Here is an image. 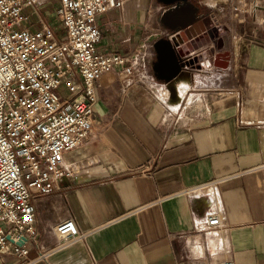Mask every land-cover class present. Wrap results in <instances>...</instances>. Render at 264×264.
<instances>
[{"label":"crops","instance_id":"1","mask_svg":"<svg viewBox=\"0 0 264 264\" xmlns=\"http://www.w3.org/2000/svg\"><path fill=\"white\" fill-rule=\"evenodd\" d=\"M45 1L55 12L58 1ZM178 4L196 19L184 21L196 46L182 58L172 42L181 28L162 21ZM39 5L26 9L37 14ZM260 16L229 23L206 0H124L97 17L98 52H139L158 93L140 83L124 88L116 71L97 81L92 136L65 156L71 176L33 199L45 253L36 258L30 246L33 264H264ZM220 36L224 46L229 42L222 50L229 53L227 70L214 67ZM192 40L176 39L178 47ZM210 214L219 216V228L200 230ZM67 219L82 236L62 243L54 227ZM197 238L203 251L193 246Z\"/></svg>","mask_w":264,"mask_h":264},{"label":"built area","instance_id":"2","mask_svg":"<svg viewBox=\"0 0 264 264\" xmlns=\"http://www.w3.org/2000/svg\"><path fill=\"white\" fill-rule=\"evenodd\" d=\"M57 1L55 17L64 39L43 20L39 28L23 26L29 19L24 10L36 8L38 0H0V264H33L45 255L38 245L33 199L71 176L65 156L92 136L100 77L116 71L124 88L140 83L158 91L139 52H98L97 17L121 9L124 0ZM206 1L229 23L245 15L258 19L264 11V0ZM259 22L264 24V16ZM194 36L186 29L172 33L179 42ZM220 224L219 216L210 214L199 229L214 231ZM54 232L62 243L82 236L72 219L58 223ZM30 246L37 249L35 259L28 258Z\"/></svg>","mask_w":264,"mask_h":264},{"label":"water","instance_id":"3","mask_svg":"<svg viewBox=\"0 0 264 264\" xmlns=\"http://www.w3.org/2000/svg\"><path fill=\"white\" fill-rule=\"evenodd\" d=\"M166 3H170L176 0H163ZM189 7L186 4H178L171 10H166L163 14L162 21L165 22L167 25L172 27H179L181 29L186 27V23H195L196 19L191 16V15H186L187 12H189ZM170 18H175L177 19V23L173 24L168 22ZM185 18V19H184ZM186 20V21H185ZM185 21V22H184ZM198 24H200L201 29L203 32H206V26L204 25L203 21L198 20ZM173 44L176 46V55L177 57H185L186 55H189L191 52H194L195 46H196V40H192L190 43L186 45H182L181 47H178V43L176 42L175 39L172 38ZM224 46V42L219 38L217 40V49L218 53L215 56L214 59V67L219 69V70H227L229 66V53L227 51H222ZM188 48V49H186ZM184 50V52L182 51ZM164 53V52H163ZM177 60V58H176ZM180 63H178V67L176 66V72H180Z\"/></svg>","mask_w":264,"mask_h":264},{"label":"rangeland","instance_id":"4","mask_svg":"<svg viewBox=\"0 0 264 264\" xmlns=\"http://www.w3.org/2000/svg\"><path fill=\"white\" fill-rule=\"evenodd\" d=\"M40 9L37 14H31L32 10L26 9L29 15L28 21H26L23 26H31L32 28H39L41 26V20L50 23L56 29V33L60 39H63L62 26L59 21L56 20L54 9H50L52 3L43 0H38ZM225 38H229L228 35H225ZM220 39L223 42V37L220 36ZM225 45V44H224ZM228 46V47H227ZM229 49V42L226 43V46H223V50ZM62 89V87H61ZM66 95V92L64 93Z\"/></svg>","mask_w":264,"mask_h":264},{"label":"clouds","instance_id":"5","mask_svg":"<svg viewBox=\"0 0 264 264\" xmlns=\"http://www.w3.org/2000/svg\"><path fill=\"white\" fill-rule=\"evenodd\" d=\"M193 246L196 247V248H200L201 251H203V246L201 245V243H200L198 238L193 242Z\"/></svg>","mask_w":264,"mask_h":264}]
</instances>
